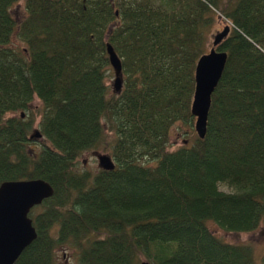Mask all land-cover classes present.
Segmentation results:
<instances>
[{
    "label": "trees",
    "instance_id": "obj_1",
    "mask_svg": "<svg viewBox=\"0 0 264 264\" xmlns=\"http://www.w3.org/2000/svg\"><path fill=\"white\" fill-rule=\"evenodd\" d=\"M17 1L0 0V185L40 179L54 193L31 210L37 237L15 264H55L65 243L82 264H254L249 245L223 242L207 222L264 225V0H26L19 25ZM221 16L228 58L206 136L169 152L173 127L195 122V67ZM106 44L121 60L119 94ZM34 98L39 152L28 147L33 121L6 118ZM106 146L113 171H76Z\"/></svg>",
    "mask_w": 264,
    "mask_h": 264
},
{
    "label": "water",
    "instance_id": "obj_2",
    "mask_svg": "<svg viewBox=\"0 0 264 264\" xmlns=\"http://www.w3.org/2000/svg\"><path fill=\"white\" fill-rule=\"evenodd\" d=\"M230 28L225 26L213 36L212 47L201 55L196 63L195 88L191 104V115L195 119L194 131L199 139L207 132V119L212 95L221 80L228 55L218 50L227 38ZM109 65L114 71V93L119 94L122 87V64L110 44H106ZM41 133L36 130L29 137L39 140ZM98 167L103 171H113L115 163L108 155L96 154ZM53 188L43 180L8 181L0 185V264H15L22 252L37 237L33 222L29 217L34 207L40 206L53 196ZM137 264H151L142 261Z\"/></svg>",
    "mask_w": 264,
    "mask_h": 264
},
{
    "label": "rangeland",
    "instance_id": "obj_3",
    "mask_svg": "<svg viewBox=\"0 0 264 264\" xmlns=\"http://www.w3.org/2000/svg\"><path fill=\"white\" fill-rule=\"evenodd\" d=\"M25 1L26 0H18L12 7H11V15L13 16L14 20L16 21L17 25H19L26 17V8H25ZM228 1V0H226ZM215 11V10H214ZM217 14V11H215ZM227 22L224 21V18L217 17L215 20L214 25L209 29L210 36H209V46L207 49V52L212 47V40L213 36L217 32H221ZM12 46H16L20 49H23L25 46L22 42H20L19 38L17 37V32L14 34L12 39ZM110 74V75H109ZM108 78H107V84L110 88L111 93H114V80H115V74L113 69L110 66V71L107 72ZM43 112V105L42 103L37 99L34 98L33 101L29 104V110H25L22 112H16V113H8L6 114V118H21L26 121H33V125L28 133V136L30 137L34 131L38 130L39 121L41 119V115ZM21 115V116H20ZM104 123V120H102ZM194 123L191 127L182 126V125H176L173 127V129L170 132L169 135V144L167 147V150L169 152H173L181 147H189L193 141L195 140V137H197L195 131H194ZM107 142H112L113 135L110 133L106 134ZM45 140L43 138L39 140H30L29 149L32 152H39L42 148L43 144H45ZM111 147L106 146L105 149H98L94 151H89L83 153L80 158L78 159V163L76 165V171L80 173H87L90 176L95 175L100 169L98 167V161L96 158V154L101 155H108L111 157ZM148 163L147 165H149ZM221 190L227 191L225 187H221ZM36 212H40V210H36ZM208 229L220 240H222L225 243H229L232 245H249L252 250V257L254 264H263L262 263V257L264 255V225L261 224L257 230L250 233H233V232H227L220 227H218L215 223L209 221L207 222ZM78 250L72 243H65L62 245H59L56 247L55 250V264H82L79 261L78 256ZM145 261V260H141Z\"/></svg>",
    "mask_w": 264,
    "mask_h": 264
}]
</instances>
